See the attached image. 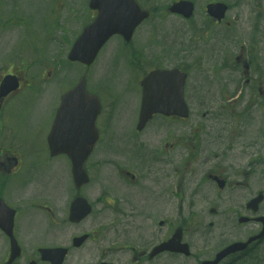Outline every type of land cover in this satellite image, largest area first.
I'll return each mask as SVG.
<instances>
[{"label": "rangeland", "instance_id": "1", "mask_svg": "<svg viewBox=\"0 0 264 264\" xmlns=\"http://www.w3.org/2000/svg\"><path fill=\"white\" fill-rule=\"evenodd\" d=\"M3 1L0 0V6ZM85 1L9 0L11 4L9 8H0L4 15L2 17L0 13V68L13 61L14 72H19L21 75L28 73L31 76L36 74L37 77L44 72L50 75L53 72L55 74V71L59 69V72L52 75L51 79L40 80L42 84L40 91L31 89V96L20 94L0 106V146L8 141L13 142L16 150L23 153L26 159V169L21 173L23 180L28 183L36 182L45 185L47 194L53 196L54 200H59L64 190L59 181L68 182V176L62 172L65 171L66 165L62 158L46 162L45 154L42 152L44 147L42 143L44 144V137L51 123V111L56 108L60 94L75 85L82 75L92 79L89 81L90 88H95L104 95H108L110 91L113 93L108 97L105 96L107 97L106 109L103 111L102 118L110 121L107 127L102 124L103 134L106 137L104 136V140L96 149L97 153L95 150L89 165L93 166L92 170L97 179L100 170L108 173L100 177L102 184L116 183L118 185L122 182L118 174L112 171L114 169L109 167V163L115 161L112 153L126 149L127 155L135 139L133 135L129 137L128 126L126 127L124 123L127 118L125 106L129 103L127 92L132 106L135 107L137 104L136 80L130 79L126 87L128 75L123 63L117 59L108 63L121 41L112 40L109 46H105L104 52H100L102 53L100 60H97L96 65L87 72H84L79 64L66 63L64 54L68 52L70 45L84 25L93 18V13L88 10L87 5L83 6ZM173 1L138 0L143 8L151 10L153 14L150 20L136 32L133 45L137 56H133L132 52L124 47L127 55L126 65L129 73L137 69L133 62L147 64V66L181 65L187 68L191 76L187 99L193 109L192 123L197 124L202 135L211 137L212 142L208 144L213 155L222 153L224 156L229 152L228 156L220 157L217 161L224 169L225 176L230 183L235 184L240 181L237 188L232 189L227 196L215 195L213 188L206 183V179L194 182L186 176L189 182L182 187L186 195L199 193L206 198L209 194L211 203L203 205L204 202H196L194 208L182 207L180 217L176 216L178 209L174 207L171 215L164 218L170 220L168 230H172L174 224L180 222L190 233L194 232V239L191 240L194 247L193 252L197 251L195 254L205 256L215 252L221 243L226 244L234 239L245 240L257 230V225L254 223L238 226L236 218L237 214L242 212V202L245 199L250 195L253 196L257 189L261 188L264 191V167H259L255 174H240V164L243 158L246 160V155L249 159L252 156L264 160V88H262L263 100L260 105L256 107L249 105L247 108L246 101L248 94L252 91V87H249L252 81L248 85L245 84L241 64H236L235 58L244 46L242 55L248 60L250 70L264 73V0H192L195 3V15L188 22L166 12L167 6ZM211 2H225L229 5L230 11L226 16V21L232 24L229 36H222L221 32L215 31L220 28L210 26L204 8ZM48 3L52 9L51 12H49ZM86 10L89 13H86ZM8 16H14L17 20H21L22 24L15 25ZM51 22H53L54 29H51ZM223 38L225 53H221L220 49ZM41 56L47 59L46 63L38 65V70L36 66H29L35 57L39 59ZM13 57L16 58L15 61ZM44 59L40 61L45 62ZM20 61H22V67H24L23 63H26V70H23L21 65L17 66V62ZM239 87L240 96L235 94V96H228ZM225 96L226 99H223ZM230 97L233 98L226 101ZM232 99L236 101L229 106ZM120 104H122L121 107ZM132 106L128 104L130 110ZM133 114L132 111V116ZM205 114L207 116L203 117ZM238 118H240V139L232 134L235 131L234 126L225 125L228 120ZM129 128L131 132L134 130V128ZM167 130L168 123L157 124L144 135L143 148H150L158 154L156 155L158 166L150 163L146 166L160 167L159 161H164L160 152L165 148L161 147L160 142L162 135L168 134ZM215 134L218 135L217 139L214 138ZM221 138H227L232 142L223 143L220 141ZM162 145L164 147L165 143ZM134 152L139 151L134 149ZM242 153H244L243 156ZM204 156L203 154L199 158L201 162ZM164 157H173V155L165 153ZM56 161H58L57 166L63 164L62 169L52 166ZM117 162L123 166L121 161L117 160ZM97 163L99 167H94ZM193 168L196 172L199 171L196 167ZM153 174H156V171ZM177 177H179V172L177 174L169 167L164 168L166 182L173 181ZM246 180H249L251 184L254 183L251 190L238 188ZM202 187L205 189L203 193L200 192ZM66 189L71 195L70 185ZM0 195L8 203H13L14 197H18L12 183L1 184ZM37 202L40 203L41 200ZM210 205L218 208V213L212 217L207 214ZM21 207L19 216L16 217V224L20 233V243L24 249L30 251L29 255L31 250L28 248L34 247V252L38 247L62 242L58 235L47 232L50 227L47 220L37 221L36 213L39 211L35 207L31 205ZM261 213H264V203L261 206ZM191 215L195 216L194 220H191ZM188 219L191 222H185ZM208 219L215 222L214 227L208 228L210 224ZM42 228L46 231L45 235ZM153 229H157V226L155 225ZM251 252V257L256 261L255 264H264V244L254 248ZM5 254L6 242L0 235V264ZM247 259L249 257L245 259L248 263ZM195 260L194 258L186 259V262H183L180 258L165 256L157 263L199 264L200 260ZM20 262H23V259Z\"/></svg>", "mask_w": 264, "mask_h": 264}, {"label": "flooded vegetation", "instance_id": "2", "mask_svg": "<svg viewBox=\"0 0 264 264\" xmlns=\"http://www.w3.org/2000/svg\"><path fill=\"white\" fill-rule=\"evenodd\" d=\"M7 74L18 79L19 89L10 93L2 101L32 86V82H26L18 72ZM163 138V141L170 140L168 135ZM205 138L202 135L187 136L182 142L183 157H174L176 163H182L183 169L186 170L183 172L188 175L196 174V169L193 167L208 174L209 178L212 177L210 175L212 172L219 171V166L213 161V158L217 157L209 156L212 151L209 150V141L203 140ZM203 154L205 156L201 162L199 158ZM0 155V159L4 163L6 162L0 168L1 171L12 175L14 168L17 170L21 168L24 157L15 150L13 142L12 148L1 146ZM114 158L115 161L109 163V166L114 169L112 171L118 176L125 174V176H121L124 182L118 185L116 183L104 185L101 181H94V183H88L79 190L71 184V195L65 188L62 190V197L58 204L55 202L51 206L40 207L42 213H47L53 223L57 222L54 223L56 227L50 229L49 232L62 237L66 236L61 246L46 247L66 249L62 264H159L148 261V253L155 246H151L150 233L154 231L153 227L157 224L161 226L159 227L161 230H157L159 243L173 235L175 229L164 232L165 224L162 226L160 222L168 221L164 218L169 217L176 202H180L181 180L178 179L179 183H174V180L166 182L163 173L157 177L153 173L158 167L146 166L149 163L155 164L153 160L145 162L143 157L132 158L117 152ZM117 160L121 161L123 166ZM180 171L177 169V172ZM131 175L134 176V179ZM214 176L224 179L219 175ZM173 186L175 187L173 188ZM78 197H82L90 205V214L80 223H70V206ZM189 204L192 205V202ZM191 239L192 237L186 236L184 232L183 242L190 246ZM39 249L37 248L34 252L31 251L30 255L29 252L25 253L22 257L24 261H16L14 264H51L41 259ZM164 255L170 254L164 253L160 256ZM157 258L159 256L151 260Z\"/></svg>", "mask_w": 264, "mask_h": 264}, {"label": "water", "instance_id": "3", "mask_svg": "<svg viewBox=\"0 0 264 264\" xmlns=\"http://www.w3.org/2000/svg\"><path fill=\"white\" fill-rule=\"evenodd\" d=\"M192 6L186 2H179L175 4L171 11L176 13H183L185 16H189L191 13ZM90 8L97 9L99 11L98 17L95 21L84 29L81 36L74 43L73 47L70 50L68 59L70 61H79L83 64L90 65L100 47L104 44L108 38L114 34H120L124 37L126 41H129L134 29L139 25L142 20L147 16L146 13L140 11L137 5L133 0H91ZM208 11L210 14L219 15L221 17L225 11V8L222 5H212L208 6ZM8 81H11L10 79ZM7 81V84H8ZM85 82L82 80L77 88L73 91H70L62 98L61 107L58 109V115L55 120L54 135H62L60 127L62 124L68 122L69 119H72L75 123V117L69 115L68 117L63 116L65 111L77 112L80 118L83 121L77 123L79 129L84 126L94 125V120L98 114V107L94 105V99L89 98L83 100L80 98L81 93L84 92ZM148 90L144 91V96L149 97ZM84 95V93L82 94ZM85 103V106L82 104ZM92 105V107H90ZM153 110L146 105L144 100L141 110V118L147 119ZM87 112H91L87 114ZM78 118V116H76ZM77 133V132H73ZM68 132L70 135L69 138H73L75 134ZM85 132L83 133L84 136ZM93 143V142H92ZM66 153L72 160V174L74 182L77 185H80L85 180V173L83 170V163L86 159V151L81 148V143L75 140H69L65 145ZM0 228L10 237L11 239V255L9 261L6 264H11L12 261L19 256L20 250L17 246L16 241L12 235V216L5 224H0ZM246 245H240V250L243 249ZM239 247V246H238ZM235 247L230 251H235L238 249ZM161 248L154 251L157 253ZM169 250H174L170 247ZM228 251V250H227Z\"/></svg>", "mask_w": 264, "mask_h": 264}]
</instances>
